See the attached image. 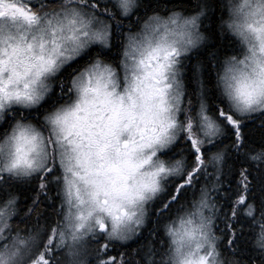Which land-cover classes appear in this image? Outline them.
I'll return each mask as SVG.
<instances>
[{"label": "snow or ice", "instance_id": "6c2138e0", "mask_svg": "<svg viewBox=\"0 0 264 264\" xmlns=\"http://www.w3.org/2000/svg\"><path fill=\"white\" fill-rule=\"evenodd\" d=\"M0 264H264V0H0Z\"/></svg>", "mask_w": 264, "mask_h": 264}]
</instances>
